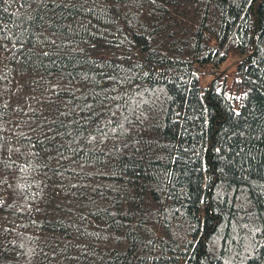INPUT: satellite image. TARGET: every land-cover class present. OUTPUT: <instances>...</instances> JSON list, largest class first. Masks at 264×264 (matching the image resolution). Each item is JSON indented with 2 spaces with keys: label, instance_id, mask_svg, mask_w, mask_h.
Returning a JSON list of instances; mask_svg holds the SVG:
<instances>
[{
  "label": "trees",
  "instance_id": "1",
  "mask_svg": "<svg viewBox=\"0 0 264 264\" xmlns=\"http://www.w3.org/2000/svg\"><path fill=\"white\" fill-rule=\"evenodd\" d=\"M0 264H264V0H0Z\"/></svg>",
  "mask_w": 264,
  "mask_h": 264
}]
</instances>
